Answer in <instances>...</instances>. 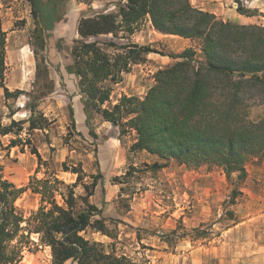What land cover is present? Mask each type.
<instances>
[{"label":"trees","instance_id":"trees-1","mask_svg":"<svg viewBox=\"0 0 264 264\" xmlns=\"http://www.w3.org/2000/svg\"><path fill=\"white\" fill-rule=\"evenodd\" d=\"M27 1L35 23L34 41L29 43L35 60L32 90L11 92L4 85L6 32L2 29L0 87L5 99L27 95V131L31 132L45 129L47 124L43 113L36 110L39 101L54 89L44 54L47 39L51 38L47 32L62 20L66 0ZM235 2L237 12L245 14L239 1ZM114 7L115 12L105 10L82 17L76 29L78 39L67 49L71 59L68 69L77 78L87 125L92 114L99 115L118 128L119 136L135 133L130 146L133 152L145 151L162 162L172 159L193 168L217 167L227 180L237 174V180L243 181L246 163L264 153V115L258 121H250L245 105L248 95L253 98L256 93L264 94V27L224 22L192 6L189 0H118ZM145 20L158 33L198 39L202 59H193L192 48L170 55L178 61L154 74V84L142 98L122 95L117 103L103 107L111 94L106 84L118 83L121 74L128 73L143 56L158 52L149 45H117L89 38L115 37L118 32L132 34ZM69 112L72 118V110ZM16 125L14 121L0 124V136H18L22 128L14 131ZM89 132L94 138V133ZM17 145V139H12L8 146ZM30 152L36 155L40 166L37 150L31 147ZM61 166L63 171L76 175V183L83 179L80 167L66 163ZM164 167L165 163L154 162L150 169ZM100 177L92 176L91 183L82 184L86 194L77 196L74 184H65L53 175L41 180L32 178L20 188L0 176V264H21L23 251L30 245L48 247L51 264H148L107 253L101 243L81 234L90 229L111 239L116 237L106 226L101 210L88 202ZM27 190L39 196L40 205L25 217L14 203ZM79 201L83 210L75 214Z\"/></svg>","mask_w":264,"mask_h":264},{"label":"rangeland","instance_id":"rangeland-1","mask_svg":"<svg viewBox=\"0 0 264 264\" xmlns=\"http://www.w3.org/2000/svg\"><path fill=\"white\" fill-rule=\"evenodd\" d=\"M189 1L192 6L198 5L197 1ZM238 1L243 5L246 0ZM117 2L66 0L62 6L65 14L61 22L66 24V30L71 33L74 28L77 29L79 20L84 16L105 10L115 12L114 4ZM203 2L199 0V3ZM255 4L257 8L245 14H254L256 17H251L248 20L250 23L238 25L264 27V18H261L264 15L258 12V9H264V0H258ZM71 10L73 12L69 15ZM34 28L27 0H0V29L6 32L5 65L10 86L19 81V71L24 64L17 54L19 49H28L31 58H34L29 46L34 41ZM47 33L51 35V31ZM89 40L112 41L117 45H128L139 40L142 45H149L158 52L143 56V60L133 64L128 73L121 74L118 83L106 84L110 86L111 94L109 102L103 107L117 103L122 95L142 98L154 84V74L178 61L170 55H178L192 48L195 51L193 59H202L198 39L185 41L154 33L147 20L136 26L132 34L118 32L115 37L97 36ZM52 44L63 56L62 63H67L70 59L67 49L72 43L67 46L62 39H47L44 54L48 64L46 53ZM29 65V62H25V68ZM33 65L35 68V61ZM27 99L25 94L9 98L8 102L0 97V124L10 125L14 121L17 122L14 131L22 128L18 136L0 137V176L20 188L32 178L41 180L53 175L65 184H74L75 195L85 196L82 184H89L92 176L100 175L88 202L101 210V217L116 237L111 239L88 229L81 233L86 239L101 243L107 253L124 255L137 263L222 264L220 260L228 258L230 264H264V208H260V214H254L259 206L257 200L252 198V193L257 194L258 189L264 190V181L255 182L250 187L247 182L248 175H256V171L251 168L259 165L262 156L246 163L245 169L247 167L249 173L246 172L243 181L237 180V174L227 180L217 167L202 165L193 168L172 159L162 162L145 151H131L135 133L119 136L118 128L111 124L105 126L99 115L92 114L88 130L82 131L76 129L73 119L72 129L71 108L66 100L62 104H56L54 99L39 102L36 110L47 119L46 127L28 132L30 112L22 107ZM247 99L248 119L258 121L264 115V94L256 93L253 98L248 95ZM4 105L10 108L5 109ZM89 131L94 133V138ZM12 139H17V146H8ZM31 147L37 150L41 158L40 166L36 155L30 152ZM100 157L103 159L102 165ZM154 162L165 163V167L152 170L150 166ZM62 163L80 167L84 173L83 179L76 183V175L63 171ZM258 175L264 177V172ZM231 196H234L233 202ZM56 200L60 203V196L57 195ZM14 205L28 217L38 209L39 196L27 190ZM82 210L79 201L74 213ZM239 223H243V226L237 227ZM173 231L174 234H171ZM31 238L37 242L35 235ZM257 248L259 258H255L253 253ZM21 264H51L50 249L30 245L23 251ZM65 264L76 263L68 261Z\"/></svg>","mask_w":264,"mask_h":264},{"label":"crops","instance_id":"crops-1","mask_svg":"<svg viewBox=\"0 0 264 264\" xmlns=\"http://www.w3.org/2000/svg\"><path fill=\"white\" fill-rule=\"evenodd\" d=\"M198 2V5H194L196 6L198 9L202 10V11H206L209 13H212L213 15H215L216 17H218L219 19H221L222 21L226 22H231L234 24H247L248 22L250 23V21H248L251 17H256L254 16H246V14H240L237 12V3H235V0H204L205 2L203 3H199V0H193ZM258 0H246L243 1L244 4L241 6L247 11L249 12L250 10L253 11L255 10V8H257V5L255 4V2ZM192 2V3H193ZM194 4V3H193ZM251 4H255V6H252ZM202 6V7H201ZM264 7V6H263ZM73 11L71 10L69 12V15L72 13ZM258 12L261 13L262 15H264V9H258ZM252 14V13H250ZM67 15V16H69ZM262 19L264 17H261ZM150 24V22H149ZM151 26V24H150ZM152 32L157 33L153 27L151 26ZM165 36H173V35H165ZM51 37L53 38L54 41H56L57 39H62L65 42V45H69V43H72V41L74 39L78 38V34L76 29L74 28L73 32L68 33V31L66 30V24L62 23L61 21H59L58 23H56L54 25V28L51 30ZM173 37H177L179 39L185 40V41H190V39H184L178 36H173ZM139 39V38H138ZM137 44L142 45L143 43L139 42V40H136ZM51 48H49V50L46 53L47 59L49 61L48 64V74H49V78L53 81L54 83V89L53 92L51 94H49L46 97H43L39 102H44V100H49V99H54L56 104H62V102H64V100H66L67 102H69L70 104V108L73 112L72 115V119H74L75 122V127L77 130H88L89 124L87 125V117L83 111V105L81 102V94L79 93V89H78V85H77V78L75 77V75L70 72V70L68 69L69 64L71 63L70 59V63L68 64V62L66 63H62V57L61 54L59 52H57V50L55 49V46L52 44L50 45ZM70 46V45H69ZM20 56V59H22V62H24V64L22 65V68L20 69V76H19V81L17 83H15L14 85L10 86L7 83V71L8 69L6 68L5 70V82L4 85L5 87L13 92L15 90H20V91H24V92H30L32 90V82H33V78L34 74H35V68L33 65V62L35 61L34 58H31V52L26 49V48H20L18 53ZM68 56V54H65V56ZM149 58H153L151 56H149ZM25 62L28 64H30V67L25 68ZM32 78V80L30 81V79ZM3 97L4 101H7L9 99H5L4 97V92H3V88L0 87V97ZM28 102V99L24 102V104L22 105L23 108H26L25 105ZM21 106V105H20ZM5 109H8L10 107H8L7 105L5 106ZM27 109V108H26ZM13 115V113H11ZM103 124H105V126L110 125V123L103 121ZM12 135V134H9ZM1 138L3 136H0ZM115 149V148H114ZM102 157H100V165H102ZM252 171H256V175H248L247 177V182L249 187L251 186V184H255V182H263L264 181V177L262 175H258L259 173L264 172V153L262 155V158L260 160L259 165L257 166H253ZM246 172L249 173L248 168L246 167ZM258 172V173H257ZM246 184V181H245ZM259 187V186H258ZM250 192V191H249ZM257 194L252 193V198L254 200H257V204L259 206V209L254 213V214H260L262 211L260 208H264L263 206V202H264V190L258 189V191L256 192ZM260 201V202H259ZM264 210V209H263ZM243 223H239L237 225V227H240V225ZM243 226V225H241ZM254 256L255 258H259V249L257 248L255 252ZM243 256V255H242ZM244 259V258H243ZM223 261V263H222ZM244 261V260H243ZM220 262L222 264H230V259H226V260H220Z\"/></svg>","mask_w":264,"mask_h":264},{"label":"bare ground","instance_id":"bare-ground-1","mask_svg":"<svg viewBox=\"0 0 264 264\" xmlns=\"http://www.w3.org/2000/svg\"><path fill=\"white\" fill-rule=\"evenodd\" d=\"M30 66V65H29Z\"/></svg>","mask_w":264,"mask_h":264}]
</instances>
